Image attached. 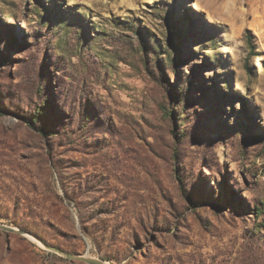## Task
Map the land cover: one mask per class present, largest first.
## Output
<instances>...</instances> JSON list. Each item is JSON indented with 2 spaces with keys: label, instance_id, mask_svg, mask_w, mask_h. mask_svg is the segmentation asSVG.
I'll use <instances>...</instances> for the list:
<instances>
[{
  "label": "rangeland",
  "instance_id": "1",
  "mask_svg": "<svg viewBox=\"0 0 264 264\" xmlns=\"http://www.w3.org/2000/svg\"><path fill=\"white\" fill-rule=\"evenodd\" d=\"M0 225V264H264V0H0Z\"/></svg>",
  "mask_w": 264,
  "mask_h": 264
},
{
  "label": "trees",
  "instance_id": "2",
  "mask_svg": "<svg viewBox=\"0 0 264 264\" xmlns=\"http://www.w3.org/2000/svg\"><path fill=\"white\" fill-rule=\"evenodd\" d=\"M251 32L249 29H246V39L249 47V52L250 54L255 53V44L252 41V36L250 35ZM261 213V210H255V217H258L259 214Z\"/></svg>",
  "mask_w": 264,
  "mask_h": 264
},
{
  "label": "water",
  "instance_id": "3",
  "mask_svg": "<svg viewBox=\"0 0 264 264\" xmlns=\"http://www.w3.org/2000/svg\"><path fill=\"white\" fill-rule=\"evenodd\" d=\"M6 229H9V227H6L4 225H0ZM69 257H72V255H68ZM81 260H84L88 263H91V264H103L100 260H97V259H94V258H89V257H79Z\"/></svg>",
  "mask_w": 264,
  "mask_h": 264
},
{
  "label": "bare ground",
  "instance_id": "4",
  "mask_svg": "<svg viewBox=\"0 0 264 264\" xmlns=\"http://www.w3.org/2000/svg\"><path fill=\"white\" fill-rule=\"evenodd\" d=\"M203 8L201 7V10H202ZM104 264H109L108 262L106 263V262H104Z\"/></svg>",
  "mask_w": 264,
  "mask_h": 264
}]
</instances>
